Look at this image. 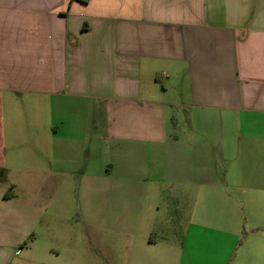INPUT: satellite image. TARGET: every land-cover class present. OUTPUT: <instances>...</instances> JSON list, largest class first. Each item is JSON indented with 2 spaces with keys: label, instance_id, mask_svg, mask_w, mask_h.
I'll use <instances>...</instances> for the list:
<instances>
[{
  "label": "crops",
  "instance_id": "crops-1",
  "mask_svg": "<svg viewBox=\"0 0 264 264\" xmlns=\"http://www.w3.org/2000/svg\"><path fill=\"white\" fill-rule=\"evenodd\" d=\"M102 142L126 150L114 164L126 184L88 195L132 206L147 180L137 160L188 215L180 246L146 231L133 264L138 251L144 264H215L195 257L204 246L231 264L244 228L234 264H264V0H0L3 258L7 228L39 224Z\"/></svg>",
  "mask_w": 264,
  "mask_h": 264
},
{
  "label": "rangeland",
  "instance_id": "rangeland-1",
  "mask_svg": "<svg viewBox=\"0 0 264 264\" xmlns=\"http://www.w3.org/2000/svg\"><path fill=\"white\" fill-rule=\"evenodd\" d=\"M172 113V117L178 119L176 113ZM178 122L172 120L171 123ZM121 147L110 151L105 142L99 144L101 156L94 159L91 155L86 164L79 166L80 175L75 174L65 186V197L56 200L51 212L41 213L44 214L40 216L39 224L29 225L23 219L22 224L9 226L6 246L9 248L11 241L18 243L11 244L12 249L5 258L0 254V264H133V251L143 240L147 241L144 237L146 231H151L155 239L164 236L174 238L180 246L188 221L185 206L175 196L173 184L165 180L156 187L151 180V166L145 169L141 162L135 161L136 171L145 175L141 177H147V180L139 181L138 186L144 191V196H136L132 206L126 207L121 198L116 199L111 193L88 195L95 185L97 189L111 192L126 184V181L117 180L114 173V164L127 159L126 150ZM40 163L39 168L46 169L45 162ZM82 173L88 176L101 174L104 179L81 185L78 177ZM156 188H159V196L153 195ZM248 230H241L239 239L229 237L225 254L230 256L231 264L245 260L243 249L246 242L242 240L250 236ZM144 255L143 251L137 252L136 264H144ZM152 255L155 257L159 252ZM195 257H209L215 264L219 261L218 250H208L205 246ZM195 263L204 264V261Z\"/></svg>",
  "mask_w": 264,
  "mask_h": 264
}]
</instances>
